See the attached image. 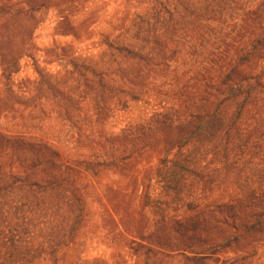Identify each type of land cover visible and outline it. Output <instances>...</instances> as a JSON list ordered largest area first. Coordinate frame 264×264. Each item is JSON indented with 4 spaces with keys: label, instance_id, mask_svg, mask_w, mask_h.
Returning <instances> with one entry per match:
<instances>
[{
    "label": "trees",
    "instance_id": "obj_1",
    "mask_svg": "<svg viewBox=\"0 0 264 264\" xmlns=\"http://www.w3.org/2000/svg\"><path fill=\"white\" fill-rule=\"evenodd\" d=\"M0 13L6 25L21 15L19 10ZM119 29L98 43L104 66L92 64L91 55L61 50L45 56L67 63L56 72L42 69L28 53L29 36L4 39L8 50L0 53V98L45 103L41 118L31 116V121L47 120L50 134L44 139L29 138L22 130L13 136L0 133L9 145L0 161V192L15 215L8 237L12 251L2 247L0 264H89L80 252L90 215L87 180L136 161L149 171L138 214L153 212L152 234L166 224L162 241L147 242L149 226L134 234L138 242L127 239L137 264H208L206 252L263 241L264 0H144ZM228 31L234 38L220 54ZM22 58L31 60L34 76L15 82ZM147 99L157 109L145 122L131 125L138 134L124 135L123 128L120 143L104 140L100 130L110 118ZM50 104L55 117L47 113ZM55 123L65 129L54 132ZM71 133L87 140L90 151L70 149L75 155L69 164L60 159L55 141L62 135L68 144ZM172 208L207 211L212 233L200 245L181 246L179 238L188 229L165 219ZM73 249L78 253L68 256Z\"/></svg>",
    "mask_w": 264,
    "mask_h": 264
},
{
    "label": "rangeland",
    "instance_id": "obj_2",
    "mask_svg": "<svg viewBox=\"0 0 264 264\" xmlns=\"http://www.w3.org/2000/svg\"><path fill=\"white\" fill-rule=\"evenodd\" d=\"M142 2L144 0H0V11L15 12L19 10L21 12L18 21H7V25L0 18V53L8 50L4 39H9V34L15 36L27 35L30 37L31 47H25L29 49L28 53H31L36 58L40 67L44 70L48 69L51 72H56L68 68L65 61H55L52 56L49 58L45 57L50 53L55 54L61 50L78 52L83 56L91 55L89 60L92 64L104 66L106 58L100 53L101 50L98 43H101L103 37L107 35L114 36L118 34L120 27L124 26L125 29L129 16L133 14L134 9ZM231 6L233 7V5ZM227 18L228 15L225 14L223 19L227 20ZM227 23L229 24L228 21ZM214 25L210 26L209 30H213L215 28ZM227 34L228 37L224 39L226 40V42L224 41L225 44H220L221 46L218 50L220 54L225 51L226 46L231 44L230 40H233L235 32L228 31ZM212 40V38L209 39L208 46ZM23 45H19L16 48L17 51ZM93 56L95 58L91 60ZM84 59L86 58L84 57ZM52 61L54 62L52 63ZM44 62L49 64L46 65ZM31 63L28 58L20 59V71L13 77L15 82L34 76ZM211 63L208 62L206 67L211 66ZM119 82L124 83V81ZM149 88L154 89L153 86ZM166 88L163 87L160 92L165 93ZM16 98L23 99L21 97ZM16 98L13 96L12 98H0V133L13 136L22 130L28 133L29 136L27 137L29 138L46 139L45 135L50 134L47 120L37 119L36 122L31 121V116L41 118L39 111L45 103L36 102L31 105ZM147 101L150 100L147 99L131 104L127 112L121 114L118 118H110L106 122L103 131L102 129L100 130L104 140H112L115 145L117 142L120 143L119 140H116L117 136L121 135L123 128H126L124 135L138 134L139 132L131 125L145 122L157 109L155 107L156 103H152V101L148 103ZM27 105L33 106L31 110ZM34 107L37 109H34ZM50 110L53 111L52 117H55L54 111L56 112V108L53 104H50L47 113ZM21 118L25 121L28 120L25 123L29 124L30 122L36 127H28V129L22 126L24 121H21ZM58 126V123L53 125L54 132H58ZM58 128L65 129L63 124ZM70 136H73V139L68 144L65 143V138L62 135H59V141H55L57 147H59L60 159L65 163L69 162V164L75 155V153L70 152V149L77 148L79 151H90L87 148V146H90L87 140L81 138L80 141L74 133H71ZM118 138L121 137L119 136ZM72 140H79V144L74 145ZM7 146H9L7 143L0 140V161L6 158V153H9L8 150L4 151ZM93 147L91 149H97V147ZM3 151L5 154H2ZM100 151V149H97L99 155L101 154ZM139 163L140 161L126 163V165L117 169L102 171L98 176L86 179L92 187L89 190L91 199L88 201L90 215L80 252H82L84 258L88 259L89 264H100L101 261L110 259L116 262L137 264L139 259L132 254L128 247L131 245L129 241L136 237L134 234L139 233L143 227L149 226L148 232L150 235L147 236L149 239L147 242L149 243H155L158 239L162 241L163 238H166L165 228L162 229L166 224L156 229V233H151L154 219L152 211L148 209L149 211L144 210L138 214V197L143 194L142 186L146 183L149 172ZM80 176L84 178L85 173L82 172ZM122 189L126 192L123 193ZM223 189L224 187L220 188L215 195L219 196V194H222L220 191ZM2 196L0 192V253L3 252V246L9 248L8 237L14 230L15 224V215L3 205ZM9 196L10 198L7 197V199L11 204L14 194ZM50 214L51 212L48 211L46 217V221L49 223H51L49 220ZM208 214L207 211H201L200 209L185 212L184 208H172L165 219L169 220V223L180 222L175 224V226L182 231H184V226H187L186 237L182 239L178 237V242L181 246H185L187 242L192 245H200L206 234L212 233ZM206 226L208 229H206ZM139 239V237H136V242ZM124 245H126V248ZM245 246H232L214 255L206 252L205 255L210 256L208 264H264V239L262 242L249 245L247 248ZM9 250L10 252L12 251L11 248ZM78 250L73 249V252L69 250L67 255L77 254ZM242 257H246L247 262L243 261L242 259L244 258ZM159 261L160 259L157 260V263ZM164 263L162 262V264Z\"/></svg>",
    "mask_w": 264,
    "mask_h": 264
}]
</instances>
